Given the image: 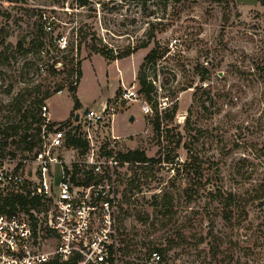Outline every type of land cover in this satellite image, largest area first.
Returning a JSON list of instances; mask_svg holds the SVG:
<instances>
[{
	"label": "rangeland",
	"instance_id": "374dc122",
	"mask_svg": "<svg viewBox=\"0 0 264 264\" xmlns=\"http://www.w3.org/2000/svg\"><path fill=\"white\" fill-rule=\"evenodd\" d=\"M155 44L170 51L144 66L155 95L123 99L126 88L137 90ZM71 56L80 61L78 80L63 69ZM196 64L209 70L204 81ZM57 85L62 88L52 92ZM46 91L49 128L70 122L64 138L77 124L83 128L87 110L106 106L93 134L102 154L114 156L138 148L157 158L154 102L159 109L177 103L162 117L163 132L169 131L160 142L176 149L179 164L152 165L138 189L120 200L121 261L140 264L148 245L172 241L165 264H264V7L258 1L0 0V125L17 118L10 109L16 98L26 105ZM78 96L83 103L74 121ZM70 154L64 143L54 150L60 159ZM128 167L118 168L120 191L132 175ZM54 172L56 183L57 163ZM162 201L169 202L165 212ZM151 257L147 263L155 264Z\"/></svg>",
	"mask_w": 264,
	"mask_h": 264
},
{
	"label": "built area",
	"instance_id": "2783aa9c",
	"mask_svg": "<svg viewBox=\"0 0 264 264\" xmlns=\"http://www.w3.org/2000/svg\"><path fill=\"white\" fill-rule=\"evenodd\" d=\"M58 42L65 46L64 38ZM122 98L136 101L135 87L126 88ZM106 109L92 108L81 117L84 125L79 132L88 147L83 153L69 148V160L54 155L64 143V129L49 128L44 104L40 142L34 152L20 155L0 144V198L23 192L39 203L28 212L18 206L15 211L0 212V264H126L119 252L120 162L114 155L102 154L93 134ZM141 109L150 110L145 101ZM55 163L60 167L56 183ZM151 260L157 262L159 255L153 252Z\"/></svg>",
	"mask_w": 264,
	"mask_h": 264
},
{
	"label": "trees",
	"instance_id": "16d2710c",
	"mask_svg": "<svg viewBox=\"0 0 264 264\" xmlns=\"http://www.w3.org/2000/svg\"><path fill=\"white\" fill-rule=\"evenodd\" d=\"M146 1V0H142ZM176 2L179 0H175ZM264 7V0H256ZM87 33H84L82 39H86ZM79 43V42H78ZM80 45V44H79ZM78 45V47H79ZM143 46H146V44H143ZM158 47L157 44H155L145 55L144 62L141 64L139 73L137 75V81H138V88L137 93L141 95L146 100H151L153 98V95L156 93V89L154 88L151 81L147 78V75L144 72V66L147 64L155 65L157 60L161 57H163L165 54L167 56L170 54L168 48H162V50ZM92 51H96L99 53H104L102 50L95 48L92 46ZM80 61L73 56L67 57L65 61V65L63 66V69L66 71L67 78H71L72 76H76L77 80L81 76V69H80ZM53 65L50 66V70L52 73H56V70H54ZM196 71H198L199 80L204 81L208 78L209 70L207 67L201 66L200 64H196ZM59 72V71H58ZM62 88V85H57L52 92H56ZM75 85L70 84L68 85V89L70 91L75 90ZM51 94V92L46 91L42 94L41 97H35L33 100L25 105V100L20 98H16L15 102L10 106V109L14 111L16 115V119L13 121L0 125V144L2 146H9L13 147L15 151L20 153V155H24L25 153H32L34 152L40 142V130L41 125L43 123V118L41 117V106L43 105V101ZM74 107L73 112L71 114V119L75 121V115L77 113L78 108L80 107V102L77 97H74ZM154 116L152 118V129L154 134L156 135L158 139V144L160 145L159 150L157 151L159 156L157 158L148 157L144 150L135 148V149H129L127 151L121 152L118 151L115 154V157L120 162V166H123L124 163L126 165H129V169L131 170L132 175L126 179L127 186L121 190V202L127 201L128 196L131 195V191L134 189H138L140 186L141 179L148 178V173L150 172V168L152 165L156 163H169L173 167L178 165L179 163L175 162V157H177V154L174 152L176 149H166V145H161L160 140L161 139H167L166 134L169 130H164L166 133L163 135V128H162V117L163 115L166 116V113L168 110H170L172 113L175 112L177 103L174 102L170 106H164L162 108H158L157 102H154ZM164 113V114H163ZM69 121V120H68ZM70 122H66L65 125L59 127L61 129L68 128ZM74 130V129H73ZM79 124L75 127V130L72 132V129L67 130L66 136H65V147L66 149L69 148H77L79 149L80 153H83L87 147L88 143L85 139L82 138ZM180 143V139H178L175 143V147H177ZM175 149V150H174ZM105 154L110 155V151L107 150ZM176 173H179V170L177 168ZM119 174V173H118ZM194 174L198 177L202 175L201 167H196L194 169ZM90 178H85V181H89ZM165 198V197H164ZM167 200V197L165 198ZM168 201V200H167ZM167 201H162L160 206V212L161 209L162 212H165L168 208ZM228 202L230 200H227ZM221 202V198L219 200ZM232 204V202L229 203V205ZM39 203L38 200L35 198L29 199L27 193H11L9 196L5 198H0V212H11L15 211L16 207L18 206L20 209L25 210L26 212L29 211L30 208L37 209ZM162 207V208H161ZM180 236V235H179ZM181 238V236H180ZM201 239V238H200ZM170 247H172V241L168 242V245L165 247H157L154 245H148L145 250V260L144 262H141L140 264H148L147 260L149 259L150 255H152L153 252H156L159 255V260L155 264H165L166 263V255L169 251ZM130 247L128 245L124 246V249L130 250ZM122 249V248H121ZM213 254L216 255L220 252V249L214 248L212 250ZM225 258V256H222V260ZM126 264H128L126 261H123ZM52 264H73L72 262H53Z\"/></svg>",
	"mask_w": 264,
	"mask_h": 264
},
{
	"label": "water",
	"instance_id": "95a60500",
	"mask_svg": "<svg viewBox=\"0 0 264 264\" xmlns=\"http://www.w3.org/2000/svg\"><path fill=\"white\" fill-rule=\"evenodd\" d=\"M78 119H79V114L76 113V115H75V120H78ZM130 119H133V116H130Z\"/></svg>",
	"mask_w": 264,
	"mask_h": 264
},
{
	"label": "crops",
	"instance_id": "0c3cea01",
	"mask_svg": "<svg viewBox=\"0 0 264 264\" xmlns=\"http://www.w3.org/2000/svg\"><path fill=\"white\" fill-rule=\"evenodd\" d=\"M78 99H79L80 103H83V102H82V99L80 98V96H78ZM59 120H60V119H59Z\"/></svg>",
	"mask_w": 264,
	"mask_h": 264
}]
</instances>
